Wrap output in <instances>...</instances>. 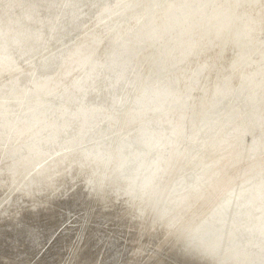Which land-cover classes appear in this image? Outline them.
<instances>
[{"label":"rangeland","instance_id":"rangeland-1","mask_svg":"<svg viewBox=\"0 0 264 264\" xmlns=\"http://www.w3.org/2000/svg\"><path fill=\"white\" fill-rule=\"evenodd\" d=\"M179 1L180 0H172V1L171 0H167V1L166 0H151V1L150 0H0V57L8 59L14 68L13 74H9L10 70H5V69H3L5 71L2 74L0 73L1 74L0 92L3 91L4 88H7V84H10L8 89L12 87L11 91L12 93H15L6 98H0V103L2 104L1 107H3V113H4L3 115L4 124L9 129H11V125H7L6 122L10 119L12 111L17 110V112L21 113V111H23V109L21 108L23 107L25 100L32 101L33 99L35 101L36 93L30 92L32 88L30 84H27L25 82L26 84L24 83L25 84L24 87L23 88L20 87L22 78L27 77L29 79L30 76L33 75L34 77L42 81L47 80V78L50 77L53 78L54 76H56V78L58 79L61 73L60 72L58 73V68L56 67V65H54V67H50L49 70L43 69L44 66L42 63V59L45 56L51 59L53 57L57 58L60 55L59 60L61 62H65L68 53L74 48V46L81 40L82 37L89 38L93 36V38L83 43V47L87 49L94 48V44L97 38L101 40V42H98V46L96 47V49H100V51H97L98 54L96 53L95 59H93L90 63H88L86 67L82 69L83 71L75 70L67 78H63L61 86L57 89L62 92L66 88H68L71 83L73 87H76V88L69 87L71 98L70 96H68L70 99L68 98V100L66 101V106L61 108L60 111L58 110L56 112H53L50 116L44 119L45 121L43 126L42 124L37 125L36 127L30 130H28L29 128H27L26 134L20 133L26 131V130H20L22 128V125L15 126L16 130L9 131L7 137H9L12 133V138H15V140L9 142V144L5 148V151L7 149L13 150L12 152L14 153L15 156L21 155V153L24 151L27 152L28 154H30L31 152L35 153L34 151L35 144L31 142H27L26 139L30 138L32 134H36L41 126L43 127V130L40 131V135L46 129L50 133L46 135L42 134L43 135L42 138H39V140L36 142L37 150L43 153L42 156H40V159L37 156L38 160H34V162L31 160L27 161L29 163L30 161L33 162L34 173L32 172L30 174L29 172H25L22 175L20 174L15 178H11L12 180L8 176H4V178L7 179L5 180L3 178V173H4L3 166L0 165V229L1 227L3 228L4 226L3 224H7L9 222L10 223L12 222L11 224L16 229L25 228V225L28 222L25 221L23 216H25V214L27 213V209L26 207H21V206L23 205L24 202H31L30 200L31 197L33 196L32 187L30 184L31 179L33 178L42 179V177H40L42 176V174H37V173H41L47 167L54 168V165L52 164L56 161V159L58 160L59 157L50 154L49 151L53 153L64 154V152L67 149H69V147H67L68 144L62 148H58L59 143L58 145L56 144L59 140L58 135L61 134L62 136H66V135L68 136L70 132L74 134L76 133L75 129L78 126L81 127L82 124L84 127L83 131L80 132L82 129L81 128L79 129L78 127L77 132L80 130L79 132L83 134V137L81 138L82 134L79 133L80 137L78 136V138L76 139L78 140L77 143H74L73 139H71L74 136L73 134L72 135L70 134L69 135L70 138H67V140L65 139L66 141L70 140L68 142L69 144L74 143L72 149L77 152L80 150L94 149L95 146L99 145L101 142L106 144L113 138L120 137L122 134L125 133L130 136L120 139L119 141L113 143L112 146L119 147L118 150L122 149V146L125 147L131 146V148L135 149L136 152L138 153L139 149H142L143 146L142 143L147 142L149 143L148 147L157 146L159 148V151L163 153V150L165 151L166 149L167 150L169 149L168 147L170 146L171 143L170 138L180 143L184 142L180 144L181 147L179 146L178 149L173 150L175 153L177 152L176 150L179 151L177 152L179 157L178 159H176V164L172 167V170L168 173L169 175L164 180L166 181V183L171 184V182L176 179L178 173L180 174V176L184 177L194 172L195 170L194 165L190 161H187V158L184 157L185 152L189 149L186 148L189 145V143L186 144V142L191 143L190 139H192V141L194 139L192 137H188L190 135L195 136V133H197V138L199 139V143L200 141L202 142L201 144L197 142L196 144L198 145L197 149L196 148L189 149V153L192 152L194 149H196L195 151H193V153L189 154V156L193 157V155L196 152H199L198 160L201 161L203 165L214 163L211 171L212 175L207 174L206 176L207 179L205 178L203 182V186L201 188H198L197 190L198 193L196 197L193 200H191L192 197L187 198L184 205L178 210V214L176 217V220H178L177 224L172 226L171 230H168L167 232L161 234L162 236L156 239L155 242H151V240H154L153 233L156 232V230L160 229L159 227L163 225L165 220H163L164 222L161 221V223L163 222L161 224L159 223V221L151 220L152 215H150L148 219L146 215L147 212L139 211L138 217L133 222L132 217L134 215V211L131 209H127V210L123 209L121 215L118 216L117 212L122 211L118 209L125 208V206L117 202L115 206L112 208L114 212L116 211L114 213L116 218L115 217L110 218L106 220L105 223L103 224H99L95 222V220L97 219V217H95V214L89 217L90 220L85 219L82 221L81 216H84L85 218V215L82 214L81 212L80 215L81 214L82 215L80 217L78 215L79 213L72 212L71 215H69V218L65 220V222L62 223V225L58 224L56 219L49 220L46 223H38L36 226L37 228L36 232L39 233L44 230H48L52 232V234L55 236V243L53 246H51L49 242L44 243L43 245H38V251L35 258V262L37 261V258L47 257L51 252H53L56 248L62 245L64 242L65 234L69 232L68 230L72 229V232L75 233V231L77 230L79 232L84 229L85 233L81 231L82 234L79 236L74 235L68 237L69 240H75L76 242L71 241L70 243L66 244L67 246L65 245V249H64L65 251H63L62 249L56 250V252L60 251L62 254V255L60 254L61 255L60 259L57 261L56 264H66V263L74 264L76 261L77 262L75 264H108L109 262L108 260H110V256L112 252L110 245L112 242H114V240L119 236L120 233H123V238H124L123 245L121 246L122 251L126 250L128 253L127 254L128 257H126L121 261L122 264H161L163 262L178 264L179 263L178 261L171 259L170 253L172 252V249H175V247L179 246L181 239L186 234L185 230L182 231L181 229L183 228L182 226L188 227L200 221L202 216H204L203 214L206 212V210L212 208V206H215L216 203L219 202L220 200L219 198H221L225 192H228L229 188L237 184L239 180L243 177L245 178L252 176L253 179L250 182H248V184L244 187V189L241 190L240 201L243 202L245 198L248 196L247 191H249L248 190L249 187L255 186L256 184L261 182L262 183L261 190L263 189L264 174L261 173V171L264 168V147L260 146V149L258 148L252 149L249 156L246 155V151L249 148V144L252 142V140H254V142L257 144L260 142V139H262L261 137H263L264 107L260 110V112L258 109H253V110L251 109V112L244 111L242 113L239 121L242 122L244 127L243 126L241 127L240 125V127L243 128V129L240 128V130H242L243 132L246 130L245 134L242 137L237 136L232 142L228 141L227 142L228 150L225 149L222 152L219 151L218 152L219 154H217V152L216 153L211 152L210 147L209 146L206 147V145H210V146L213 145L214 142L213 138L219 133V130L222 128L221 121L219 122V119L221 117L220 116L221 112L226 113V110L228 108H230L231 111H235L243 103L251 102L250 100H252L251 99L252 97L255 100L256 96H254V94L258 89H261L262 92L260 91L256 95L259 96L261 95L264 97V72L260 71V69L258 70V67H255L257 65H261V67L264 69V64H260L261 61L264 62V42H262L264 41V12H262L263 15H261V12L259 11L258 7L255 5L254 6L256 7V9H258V10L255 9L257 13L252 9H249L251 5L249 0H232L235 3L234 7L237 12H240L242 7H246L248 9L242 14L241 18L239 19L236 18L233 20V25H235V21L238 22V25H236V27H238L239 29L238 31L233 33H235L236 35L237 34L240 35L237 36H235V34L232 35L233 34V33L231 34L232 31L230 32V34L229 32L227 33V30L231 29L229 27L228 29L224 30L223 36H220L218 33L214 34V41H219L223 38V42L219 46H214L212 48L209 47L210 45H208L206 47L208 51H198L195 53H190L188 55L187 60L183 61L182 64L177 69L181 77L180 81H176V83L179 85L178 87L172 88V91L178 93L177 95H179V98H177V100L167 99L164 101V97H163L160 100H156L148 104L146 103L148 100H151L155 97V96H151L150 95L151 93L155 94L161 91L162 88L167 87L168 84L166 83L168 81L169 76H173L176 70L169 71L167 74L160 73V71L156 72L154 67L155 64L158 63L157 57L155 59L156 61L155 60L148 61L147 58L144 59V57L146 56V52L143 53L141 52L138 58L139 63L141 64L132 65V67H130V69L127 72V69L124 67L123 69L120 68L117 69L116 67L119 66V64L116 63L117 57L119 55L124 56V54L122 53V49L124 45L119 44L120 47L113 55L110 51H108L109 49H112L116 46L115 44L114 46L111 45V41L112 39L116 38V34L120 36V43H124L125 45H128L129 49L131 51L133 49L135 54L139 53L142 49L145 48L146 45L144 44L147 43L148 40L155 42V44L151 46L152 50H156V49L160 50L161 47L156 48L157 42L161 43L162 41L165 42L166 40L168 41H166L165 43L171 44L173 46H178L179 40H177V37L179 38V34L185 29H190L192 26L189 28H185L187 26H184L181 28L180 32L177 33V30L171 27H167L168 21L163 22L161 17L162 14H168L170 17H177L179 15H182L183 13L180 14L177 9L175 8L171 9L172 3L176 4ZM242 1L245 2V5L241 4ZM140 3L142 6L139 11H137L136 8H135L136 10L132 9V7L134 6L137 7V5ZM261 4L264 6V0H261ZM124 7H126V10H123ZM216 8L217 7L215 4L206 5L202 13L196 18V22L194 21L189 22L188 26L199 22L201 31L203 32L204 27L202 25V22L204 20L209 19L211 17V14L215 12ZM31 10L38 12L37 18L40 20V25L31 23L30 20L28 19V15L31 12ZM159 14L161 17L158 16ZM256 15L258 17L260 15L261 18L260 20H263V23L259 21L258 22L256 21L257 23H254L253 21L250 20V17L252 16L256 17ZM160 19L161 22L159 21ZM124 20H127V22L123 23ZM172 20L169 21L171 22ZM77 21L79 22L78 24H76ZM130 23H132V25H135L137 23L139 24L134 27L132 35L129 36V32H128V37L125 40L118 32V29L120 25H122V31H125L126 26ZM155 23L157 24L155 25ZM252 24L253 26L256 25V29L250 31L247 27L248 26L250 27V25ZM151 27L154 28L152 29ZM143 28H145L146 30ZM168 28H169V32H168ZM142 30H144V32ZM157 32L159 33L160 38L156 40H150L149 39L150 36ZM38 33H41L42 35L37 37ZM199 33L200 30L196 28L197 38ZM131 39L133 40V44H131L132 43ZM134 39L142 41L143 44H140L139 46L138 45L135 46ZM235 39L237 42L241 41V43L238 44L235 41ZM257 41H260L259 43L261 44L263 43L262 44L263 47ZM39 42H41V44H43L44 46V50L41 53L36 54L34 56H31L30 54L26 58L20 57L28 53V51L34 50ZM232 44L238 45V47H236V49L234 50L231 47ZM257 44H259L261 48L259 45L257 47ZM164 46L165 44L162 46V48H164ZM63 47L65 48L64 52H62ZM256 47L257 49H255ZM152 50H150V52ZM171 51L162 54L163 57L161 58L162 60H164L165 64H167V60L164 57V55L170 53ZM107 52L108 55L111 57V60L113 59L114 56V60L111 61L109 64H107L106 62L104 63V60L102 62H99L98 59L99 58L102 59L103 58L102 56L106 55ZM252 52L255 53L253 54ZM215 54L216 57H212ZM98 55H100L101 57ZM131 56H133L132 52L129 57ZM256 57H258L257 59L258 61H255ZM190 58L192 60H189ZM232 58L234 59L231 61ZM244 59H246L247 62L248 60L249 62L252 61V63L256 62V65L255 64L253 65L251 63L249 67H246V70L247 68H249L248 70L250 73L251 70L255 68L252 71L251 75L255 74L256 77L257 75L258 76L260 75L259 78H256V82H254V79L251 78V75H249L250 77L249 76L245 77L246 75L245 72L242 73L243 70L240 71L245 61ZM75 62L76 61L73 60V58H70L67 62L66 70L70 69L69 67L71 66V64H75ZM133 62L135 63V61ZM122 63H123V59H122ZM90 65L91 67L93 66L99 67L95 75L89 74L88 68H90ZM230 69L239 70V71L237 72V74L231 77L233 80L231 79L223 80L229 77L227 73L229 72ZM259 71L262 72V74ZM106 72L109 73L106 75L104 79H102L101 82L98 83L99 84V86H97V88L99 87L98 91L95 90L99 96V98L96 99L97 97L96 92L91 94L93 92V88H92L93 81L94 79L102 76ZM176 75L177 74H175L174 76ZM239 79H243L240 85L244 92L241 91L239 85ZM127 80L128 83H126ZM108 82H111L110 85L106 84ZM83 83H85V86L88 85V88H86V91L82 93L79 88V85H82ZM122 83L125 85H123ZM115 85H117V87ZM213 85L215 86L216 91L218 87H221L222 91L218 92L213 102L208 104L209 107L205 109V113L207 112V117L211 113L209 115L210 118L206 119L205 116H203L202 114L201 116L202 118H204L205 122L201 120L195 121L197 118L194 115L199 112L198 109L201 110L200 106L202 107L206 106L204 104L200 105L201 104L200 97L202 98V100H205L203 97L207 95L208 96L211 95L214 89ZM231 87L233 88V92H234L233 94L232 92L227 93V91L226 92L224 91V88L231 89ZM209 88L210 91L212 90V92L208 90ZM202 89H206L207 92L208 91L209 92L205 93L206 91ZM46 91L42 92L39 95V97L38 96L36 97L38 100L36 99L35 103L38 104L39 107L49 106L52 105L53 103L52 102V99H54L53 96H56L57 92L52 94ZM100 91H102V93H100ZM115 91H117L116 94ZM194 91H196L195 94ZM247 91L250 92L251 97L250 96L247 97V93H246ZM148 92H150V94ZM170 92H171V85L168 91L166 92V94ZM203 92L206 95H204ZM193 95H195L194 98L195 100L197 99L196 101L194 100V98H192ZM199 95L201 96L199 97ZM29 96L30 97L33 96L34 98H30ZM196 96H198V98ZM0 97L2 96L0 95ZM102 97L106 98V102L103 105H101ZM181 97H183V99H186L188 102L191 99V101L193 102L192 105L194 104V106L198 102H200L199 103L200 106L198 107L197 105V107H195L194 110H192L194 107L193 106L192 109L190 108L193 111V113L192 111L189 110L188 113L184 115L186 116L185 118L187 120L188 118H192L193 121L192 127L191 124L187 125L183 130L184 124L189 123L186 122L187 121L186 119H184V121L182 122L183 123L182 132L178 133L177 127L176 126L171 127L170 125L174 124L176 121L179 122L182 120L178 117L179 114L174 113L176 110L179 111L180 106L182 105L184 106L188 104L187 101L186 103L182 102L184 100H182ZM180 99H181V105L179 104ZM154 102L157 103L153 105ZM116 103L118 105L122 104L123 107H120L119 108L120 110L116 109V105H117ZM95 111L97 112L95 113ZM254 112H256L257 117L260 116V113L262 114V116L260 117V123L252 124L253 122H251L252 121L251 118L253 117ZM136 113H138V115L133 117V115H135ZM188 115L192 117H189ZM37 117L42 118L40 113L38 114ZM35 122H37V120L34 118V123ZM244 123L246 124L244 125ZM31 124H33V122L30 123V125ZM50 124L52 126L48 127ZM154 124H156L158 127H162L164 125L170 126L172 130L168 134L169 138H165L161 132L154 131V127L152 126ZM142 125L147 127L146 130H144V132H136L139 128H141ZM205 126L209 128L208 131L209 136H205V134L199 135L198 134L199 130H203L207 132ZM248 126L251 127L249 128ZM132 130L133 132H130ZM247 131H249L250 134ZM183 134L184 136L185 135L186 136L183 137ZM175 135L177 137H174ZM182 137L186 138L187 141L185 139L182 140ZM43 139H47V141L45 140L42 142ZM54 139H57L55 144L52 143ZM129 139L130 140L133 139L131 140L132 142L129 145H121L122 143H125L126 140L129 141ZM180 140H182V142ZM153 142L154 143L156 142V145ZM46 146L47 147L52 146V148L54 149L52 148L45 149ZM159 146L163 150H161ZM191 146H195V145L192 144ZM256 146L257 145H255V147ZM44 149L46 151H44ZM5 151H3V149L1 150L0 158L3 156L4 154L3 152ZM99 152L100 150L87 152L86 158L88 155L90 157H95ZM221 155L224 156L219 157L218 159V156ZM217 159L218 162L216 163ZM72 160L73 157L69 160V164L68 162L67 164H65L62 161L61 162L62 165H66V166L68 165V166L66 168H64L63 166L62 167L59 166L57 169L55 168L54 170H52V171L57 170V172L54 173L55 175L51 176L50 179H45L48 182L53 181L51 183L52 185L51 189H53L54 186L55 192H57L58 190L62 191L59 192L62 194L61 195L62 199H70L73 196L74 192L78 190L79 187L82 186V184L84 183L85 180L84 177L86 176L87 173L86 167L84 168L83 166H79V164H76L75 162H71ZM32 174H34L35 177H33ZM254 174H258L257 177L260 178V180H254ZM125 179L127 178L124 176L122 180H120L119 182H114V184L112 185L115 184L123 185L124 183H122V181ZM29 180L30 182L28 183ZM42 182L44 183V179H42ZM211 182H213L212 185L206 187ZM36 183L43 185L40 182H36ZM33 199L36 203L31 202L32 205H30V207L33 208V211L38 212L36 210L38 207V203H40V201L43 200H39L36 197ZM21 201L23 202L20 205L21 210L17 211L15 209L16 211L12 214H9L8 216L5 214V211L9 210L14 204ZM43 204H47V202H44ZM111 204H112L111 200H109L108 198H103L101 202L97 205V215H103V213L107 212L108 209L111 207ZM239 204H241V202ZM25 205L26 204L24 203V206ZM92 207H94V204L92 205ZM255 207H256V203L253 204L254 210ZM241 209L242 208H240V210ZM54 211L56 210L53 208L51 212ZM83 211H85V209ZM63 214L64 213H62L61 215L63 216ZM236 222L241 223V221H236ZM84 223L86 226L84 225ZM86 223L90 225V227ZM185 223H188V225ZM179 225H181L180 227L181 230L178 229ZM253 226L255 229L257 225L254 224ZM176 227L178 230H175ZM99 236H102V240L93 248L91 242L96 238H98ZM249 237L251 236H248L247 238ZM234 238L238 239V236H235ZM246 239L242 240L241 243H237V242L234 243L231 246L232 250H238L240 245H241L240 248H243ZM262 242L263 240L258 238V241L255 243L253 247L254 253L257 251L259 244H261ZM125 247L127 249H125ZM254 248L256 249L255 251ZM90 251L93 252L92 255L87 256L86 254H89ZM263 256L264 254L261 256L262 259L259 258V260L261 259L262 261H264ZM5 260L9 262L8 258H6ZM29 260L30 259H28L26 262H23L22 264H27V262L28 264H30L31 262ZM62 260L64 261V263ZM259 260L258 261L256 260V262H259ZM254 263L255 262H253L252 264ZM7 264H12V263L9 262Z\"/></svg>","mask_w":264,"mask_h":264},{"label":"bare ground","instance_id":"bare-ground-1","mask_svg":"<svg viewBox=\"0 0 264 264\" xmlns=\"http://www.w3.org/2000/svg\"><path fill=\"white\" fill-rule=\"evenodd\" d=\"M249 2L251 4L249 9H252L253 11H255V9H256L255 6H257L259 11L261 12V15H263L262 12H264V6L261 4V0H249ZM208 4H215L217 8H216L215 12L211 14V17L209 19L204 20L202 22V25L204 27L203 32L201 31V27H200L199 22H197L196 24L188 26L189 22H193V21L196 22V18L202 13L204 8ZM241 4L245 5V2L242 1ZM234 5H235V3L232 0H180L176 4L172 3L171 9H174V8L177 9L180 14L183 13L182 15H179L177 17H170L168 14H162V17L160 16V14L158 15L161 17L163 22L168 21L167 27H171V28L177 30V33H179L181 28L184 26H187L185 28H189L192 26L190 29H185L179 34V38L177 37V40H179L178 46H173L171 44L165 43L166 41H168V40H166L165 42L162 41L161 43L157 42L156 48L161 47L160 50H158V49L152 50L151 46L154 45L155 42L148 40V42L144 44V45H146L145 48L142 49L139 53L135 54L133 49H132V51L129 49L128 45H125L124 43H120V36L118 34H116V38L112 39V41H111V45L114 46V44H115L116 46L112 49H109L108 51H110L113 55L117 51V49L120 47L121 44L124 45V47L122 49V53L124 54V56L119 55L117 57L116 63H118L119 66H116V67H117V69L118 68L123 69V67H124L127 69V72L130 69V67H132V65L141 64V63H139V60H138L141 52L142 53L146 52V56L144 57V59L147 58L148 61H153L157 57L158 63H156L155 67H154L156 72L160 71V73H164V74L166 73L167 74L169 71L176 70L175 74H177V75L174 76L175 75L174 74L173 76H169V78H168V81L166 84H168L169 86L167 85V87L162 88L161 91H159L155 94L154 93L150 94V92H148L151 96H155V97L151 100H148L146 103L148 104V103H151L153 101L160 100L163 97H164V101L167 99L177 100V98H179V95H177L178 93L173 92L172 88L178 87V85H179L176 83V81H180L181 77H180L177 69L182 64L183 61L187 60L188 55L190 53H195L198 51H208L206 49V47L208 45H210L209 47H212V48L214 46H219L223 42V38L219 41H214V34L215 33H218L220 36H223L224 30L228 29L229 27L231 28V29L227 30V33L229 32V34L231 31H232L231 32V34H232L233 32H236L239 30L238 27H236V25H238V22L235 21V25H233V20L236 18H238V19L241 18L242 14L245 11H247L248 9L246 7H242L241 11L237 12ZM141 6L142 5L140 3L137 5V7L136 6L132 7V9L136 8L137 11H139L141 9ZM252 6H253V8H252ZM127 8H129V7H127ZM166 9H168V8H166ZM166 9H164V10H166ZM258 9H256V10H258ZM123 10H126V7H124ZM167 11H169V10H167ZM259 11H258V14H259ZM255 12L257 13V11H255ZM37 15H38V12L31 10V12L28 15V19L30 20L31 23L40 25V20L37 18ZM108 16H110V15H108ZM161 19L159 20L160 22H161ZM260 19H261L260 15H259V17L257 15H256V17H254V16L250 17V20L253 21L254 23H257L258 21L263 23V20H260ZM169 20H172V21L170 22ZM125 22H127V20L123 21V23H125ZM173 22H174V24H173ZM78 23L79 22L77 21L76 24H78ZM138 24L139 23H137L135 25H132V23L128 24L126 26L125 31H122V25H120L118 32L126 40V38L128 37V32H129V36L132 35L134 27ZM156 24L157 23H155V25ZM253 24L250 25V27L249 26L247 27L250 31L256 29V25L253 26ZM147 25H148V23H147ZM232 26H234V27H232ZM73 27H74V25H73ZM196 28H198L200 30L198 38H197V34H196ZM143 29H145V28H143ZM142 31L144 32V30H142ZM168 32H169V28H168ZM234 34L235 33H233L232 35H234ZM41 35H42L41 33H38L37 37H39ZM237 35H240V34H237ZM237 35L235 34V36H237ZM91 38H93V36L89 37V38L82 37L81 40L68 53V56H67L65 62H61L59 60L60 55L57 58L53 57L50 59V58H47V56H45L42 59V63L44 66V68L43 67L42 68L44 70H49L50 67H54V65H56V67L58 68V73L59 72L61 73V75L58 77V79L56 78V76H54L53 78L50 77V78H47V80L42 81V80L34 77L33 75L30 76L29 79L27 77H24L21 79V83H20L21 88H23L26 83L30 84L32 86L30 92L36 93L35 101L37 99L36 97L37 96L39 97V95L42 92H45L46 90H48L46 92H50L52 94L57 92L56 96H53L54 99H52V102H53L52 105L39 107V105L36 104L33 99H32V101L31 100L30 101L25 100L24 105L21 108V109H23V111H21V113L17 112V110L12 111L10 119L6 122L7 125H11V129H9L4 124L3 107H1L2 104L0 103V127H1L0 128V152L2 149H3V151H5V148L9 144V142L15 140V138H12V133L9 137H7L10 130H16L15 126H21L22 125V128L20 130H26V131L20 132V133L26 134L27 128H29L28 130H30V129L36 127L37 125L42 124V126H43L44 121H45L44 119H46L48 116H50L53 112H56L58 110L60 111L61 108L66 106V101L69 98L68 96H70L69 87H73L71 85L72 83L69 85L68 88H66L62 92L57 90V89L61 86L63 78H67L75 70L79 71V70L84 69L88 63H90L93 59H95L97 51H100V49H96V47L98 46V42H101V40H99V38H97V40L94 44V48H92V49H87V48L83 47V43L90 40ZM158 38H160V35L157 32V33L152 34L149 39L150 40H156ZM254 38H256V37H254ZM136 39H134V45L135 46H137V45L139 46L140 44H143L142 41L136 40ZM235 41H236V39H235ZM131 42H132L131 44H133L132 39H131ZM149 42H152V43H149ZM257 42L259 43L260 41H257ZM262 42H264V41H262ZM237 43L239 44V43H241V41L240 42L238 41ZM164 44H165V46H164V48H162V46ZM259 44H261V43H259ZM259 44H257V47ZM262 44H261V46H262ZM261 46H260V48H261ZM231 47L235 50L236 47H238V45L232 44ZM257 47L255 49H257ZM64 49L65 48L63 47L62 52H64ZM43 50H44V46H43V44H41V42H39L36 45L34 50H30V51H28V53H26L25 55L20 56V57L26 58L30 54H31V56H34L36 54L41 53ZM150 50H152L151 51L152 53L150 52ZM168 51H171V52L164 55V57L167 60V64H165L164 60H162L161 57H163V55H162L163 53L168 52ZM131 52H132L133 56L129 57L131 55ZM153 52H154V54H153ZM239 53H240V50H239ZM61 54H63V53H61ZM117 54H120V53H117ZM98 56H100V55H98ZM102 57H103L102 59H100V58L98 59L97 57L96 58L98 59L99 62H102L104 60V63L106 62L107 64H109L111 61L114 60V56H113V59L111 60V57L108 55V52L106 53V55H103ZM212 57H216V54ZM70 58H73V60H75L76 62H75V64H71V66L69 67L70 69L66 70L67 62ZM165 58H163V59H165ZM191 58H192V56H191ZM191 58L189 60H192ZM122 59H123V63H122ZM207 59H208V57H207ZM207 59H206V61H207ZM233 59L234 58H232L231 61ZM257 59H258V57H256L255 61H258ZM244 60L245 61L242 65L240 71L243 70L242 73L245 72V74H246L245 77H247V76L252 74V71L255 68L250 67V68H253V70H251V73H250L248 70L249 68H247V70H246V67H249L250 64L252 63V61L249 62V60H248V62H249L248 63L246 59H244ZM133 61H135V63ZM201 61H203V60H201ZM201 61H199V62H201ZM98 64H100V63H98ZM252 64L256 65V62L255 63L253 62ZM260 64H264V62L261 61ZM255 67H258V70L260 69V71L264 72V69L261 67V65H257ZM3 69L10 70L9 74L14 73V71H13L14 68H13L12 64L10 63V61L6 58L0 57V73L1 74L5 71ZM88 69H89V74L95 75L97 73V69H99V67L98 66L91 67V65H90V68H88ZM238 71L239 70L230 69L229 72L227 73L229 75V77L226 79H223V80H229V79L233 80L231 77L234 76L235 74H237ZM256 71H257V69H256ZM109 72H111V71H109ZM109 72H106L102 76L94 79L93 84H92L93 85V87H92L93 92L91 94L98 91V88H99V87L97 88V86H99L98 83L101 82L102 79H104ZM260 73L262 74V72H260ZM260 73H258V74H260ZM1 74H0V76H1ZM256 74H257V72H256ZM259 76L257 75V77H256L254 74V75H251V78H253L254 82H256V78H259ZM245 77H243V78H245ZM242 80L243 79H239V85L241 84ZM200 81H202V80H200ZM121 82H122V79H121ZM110 83L111 82H108L106 84L110 85ZM126 83H128V80ZM117 85H115V86L117 87ZM123 85H125V84H123ZM170 85H171V92L166 94ZM9 86H10V84H7V88H4L3 91L0 92V95L2 96L0 98H6L12 94H15V93H12V91H11L12 87L8 89ZM213 87H214L213 92H212V90L210 91V88L208 89L210 92H212L211 95H209V96L207 95L205 97H203V96L206 95L205 93H208L209 91L207 92V90H206L207 88L202 89V90L206 91L205 93L203 92L204 95L202 94L203 95L202 97L205 100H202V98L200 97L201 95H199V97L201 99L200 105H202V104L206 105V106H203L204 108L199 105L200 102H198L197 104L195 103L196 105L194 106V104L192 105L193 102L191 101V99L188 102L186 99H183L184 96L181 97L182 100H184L182 102L186 103V101H187L188 104H186L184 106L182 105L183 107L180 106L181 105V99H180V103H179L180 109H179V111L176 110L174 113L179 114L178 117L182 120L179 122L176 121L177 123L175 122L174 124H171L170 126L171 127L176 126L178 129L177 130L178 133L182 132V126H183L182 122L184 121V119H186L185 118L186 116H184V115H186L189 110L190 111L194 110V108L197 107V105H198V107L199 106L201 107V110L198 109L199 110V112H198V110L196 108L198 113H196L194 115L197 118L195 121L201 120V121L205 122L204 118H202V116H201L202 114H203V116H205L206 119L210 118L209 115L211 113L207 117V112L205 113V109L207 107H209L208 104L213 102V100L217 96L218 92L222 91L221 87H218L217 91H216V88L214 85H213ZM73 88H76V87H73ZM79 88H80L81 92L83 93L86 91V88H88V85L85 86V83H83L82 85H79ZM89 88H91V87H89ZM240 88H241V91H243L241 85H240ZM247 89H248V87H247ZM224 91L225 92L227 91V93H230V92H232V94L234 93L232 87H231V89L230 88H224ZM260 91H261V89L256 90V93L254 94V96H256L255 100L252 97L251 98L252 100H250L251 102L243 103L235 111H231V109L228 108L226 110V113L225 112L220 113L221 117L219 119V122L221 121L222 128L219 130V133L213 138L214 139L213 145H211V146L206 145V147L207 146L210 147L211 152H215V153L217 152V154H219L218 153L219 151L222 152L223 150L227 149V147H228L227 142L228 141L232 142L237 136L242 137L245 134V131H246L245 129H244L245 130L244 132L242 130H240V128L243 126V124H242V122L239 121V119L241 118V115L244 111L245 112L246 111L251 112V109L252 110L258 109L260 112V110L264 107V97L261 95L260 96L256 95ZM195 92L196 91H194V94H195ZM20 93H21V90H20ZM100 93H102V91H100ZM116 93H117V91H115V94ZM246 93H247V97L250 96L249 91H247ZM96 94H97L96 99H98L99 98L98 93L96 92ZM194 96L195 95H193L192 98H194ZM196 97L198 98V96H196ZM30 98H34V97L31 96ZM70 98H71V96H70ZM194 100H195V98H194ZM109 101H108V103H109ZM105 102H106V98L102 97L101 105H103ZM156 103L157 102H154L153 105H155ZM120 107H123V105L122 104L116 105V109H119ZM192 107H193V109H192ZM96 112L97 111H95V113ZM39 113L42 116V118L37 117ZM192 113H193V111H192ZM132 114H134V113H132ZM137 115H138V113L133 115V117H135ZM248 115H250V114H248ZM261 116H262V114L260 113V116L257 117L256 112H254V115L251 118L252 121L251 120L250 121L253 122L252 124L260 123V117ZM118 117H120V116H118ZM189 117H192V116H189ZM195 117H193V118H195ZM34 118L37 120V122H35V123H34ZM17 119H19V120H17ZM32 122H33V124L30 125V123H32ZM186 122H189V123L184 124L183 130L185 129V126L191 124V127H192V125H193L192 118H188V120ZM261 122H262V119H261ZM119 123H121V122H119ZM245 124L246 123H244V125ZM78 125H76V126H78ZM240 125H241V127H240ZM42 126L39 128V131L36 134H32L30 138L26 139L27 142H31V143L35 144V148H34L35 153L31 152L30 154H28L27 152L24 151L21 153V155L15 156L14 153L12 152L13 150L7 149L5 152H3L4 154L0 158V165L3 166V172H4L3 178H4V176H8L11 179V178H15V177L19 176L20 174L22 175L25 172H29L31 174L34 171V167H33L34 160H38L37 156L40 159V156H42V154H43L42 152L37 150V143L36 142L39 140V138H42L43 135L50 133L46 129L42 132L43 135L42 134L40 135V131L43 130ZM51 126L52 125L50 124L48 127H51ZM149 126H151V125H149ZM152 126L154 127V131L161 132L165 138H169L168 134L172 130L170 126L164 125L162 127H158L156 124H154ZM78 127H79V129L80 128L82 129L81 131L78 129L80 132H82L84 129L83 124L81 127L80 126H78ZM77 128L75 129L76 133H74V134L71 132L68 134V136L67 135L62 136L61 134H59L58 135L59 140L57 143H56L57 139L53 140V142H52L53 144L56 143L58 145V143H59L58 148H62L68 144L67 147H69V149H67L64 152V154L53 153V152L49 151L50 154L58 156L59 159L58 160L56 159V161L52 164V165H54V168L47 167L41 173H37V174H42V176H40V177H42V179H44V183L42 182V179H40V178L31 179L30 184L32 187L33 196L31 197L30 201L32 203H36L33 199L35 197L39 200H43V201H40V203H38V207L36 209L38 212L33 211V208L30 207V205H32L31 202H24L26 204L24 206V203L22 201L17 202L9 210L5 211V214L8 216L9 214L14 213L16 210L17 211L21 210V207H26L27 213L23 217H24L25 221H27L28 223L25 225L24 229L23 228L16 229L11 224L12 222L11 223L9 222L7 224H3L4 226L2 225L3 228L1 227V229H0V264H7L9 262H11L12 264H22L23 262H26L28 259H30L29 260L31 262L30 264H35V263L36 264H56L57 261L60 259V256L62 255L60 251L56 252V250L62 249L63 251H65L64 249H65L66 244L70 243L71 241L76 242L75 240H69L68 237L74 236V235L79 236L82 234L81 231L84 233H85V231H84V229L79 231V232L77 230L74 233V232H72V229L68 230L69 232H67L65 234L64 242L62 245H60L58 248H56L47 257L37 258V261L35 262V258H36L37 251H38V245H43L44 243L49 242L50 245L53 246L55 243V236L52 234V232H50L48 230H44V231L39 232V233L36 232L37 224L38 223H46L49 220L56 219L57 223L62 225V223L65 222V220H67L69 218V215H71L72 212L79 213L78 214L79 217L82 214H84L85 218H84V216H81L82 221L85 219L90 220L89 217H91V215L95 214V217H97L95 222H97L99 224H103V223H105L106 220L115 217L114 213L116 211L114 212L112 208L115 206V204L117 202L121 203L123 206H125V208L118 209V210H122V211L117 210L118 216L121 215V212H123V209L124 210L125 209L126 210L131 209L134 211V215L132 214L133 215V217H132L133 222L138 217L139 211L147 212L146 215H147L148 219H149L150 215H152L151 220L159 221V223H161V221L165 220L166 223L163 221L164 223L162 222L163 225H161L159 227L160 229L156 230V232L153 233L154 240H151V242H155L156 239H158L162 236L161 234L167 232L168 230H171V227L177 224L178 220H176V217L178 214V210L184 205L187 198L192 197L191 200H193L196 197V195L198 193L197 192L198 188H201L203 186L204 179L205 178L207 179V177H206L207 174H211L212 166L214 165V163L203 165L202 162L198 160L199 152H196L193 155V157L189 156V154L193 153V151H195L198 148V145H196V144H197V142L199 143V139L197 138V133H195V136H193V135L188 136V137H192L194 139H193V141H192V139H190L191 143L186 142V144L189 143V145L186 148H189V149L190 148H196V149H194L190 153H189V149H188L184 154V157L187 158V161H190L194 165V167H195L194 172L192 174L190 173L188 176H184V177L180 176V174L178 173L176 176V179L173 180L171 182V184L166 183V181H164V180L169 175L168 173L172 170V167L176 164V159H178V157H179L178 153H177L179 151L176 150L177 152L175 153L173 150L178 149L179 146L181 147L180 144L184 143V142H182V140H184V139L186 140V138H183L186 135L184 136V134H183L182 140H180L182 143L175 141V140H172V138H170L171 143H170V146L168 147L170 149V151H169V149L168 150L166 149L164 151L159 146L160 149L163 150V153H161L159 151V148L157 146H149L148 147L149 143H147V142L142 143L143 144L142 149H139L138 153L136 152L135 149L131 148V146L130 147L122 146V149H120V150H118L119 147L112 146L113 143L119 141L120 139H123L125 137L130 136L126 133L122 134L120 137L113 138L112 140H110L106 144L101 142L99 145L95 146L94 149L80 150L77 152V151L72 149L73 144L77 143L78 140H76V139L78 138L79 133H80L79 131L77 132ZM146 128H147L146 126L142 125L141 128H139L136 132H144V130H146ZM205 128L207 129V132H205L203 130H199L198 134L199 135L205 134V136H209V133H208L209 128L206 126H205ZM241 129H243V128H241ZM247 130H248V128H247ZM130 132H133V130ZM247 132H249V131H247ZM206 133H207V135H206ZM70 134L74 135L73 138H71V139H73L74 143L69 144L68 142L70 140L69 141H66V140H67V138H70V136H69ZM80 134H82V133H80ZM249 134H250V132H249ZM38 135H40V136H38ZM181 135H182V133H181ZM246 135H247V133H246ZM82 137H83V134L81 135V138ZM174 137H177V136L175 135ZM261 138L262 139L259 138L260 142L258 139L259 143H257V144L254 142V140H252V142L249 144V148L246 151L247 156L250 155L252 149H255V148L260 149V146L264 147V134H263V137H261ZM45 140L47 141V139H43L42 142ZM131 140H133V139H131ZM131 140L129 139L130 142L128 140H126V142L122 143L121 145H129L132 142ZM153 140H155V139H153ZM201 142L202 141H200L199 144H201ZM260 143H261V145H260ZM151 144H152V142H151ZM154 144L156 145V142ZM190 144L191 145L194 144L195 146H191ZM255 145H257V146L255 147ZM47 148L51 149L52 146L51 147L46 146L45 149H47ZM45 149H44V151H46ZM52 149H54V148H52ZM97 150H100V152L95 157H90L88 155L86 158L87 152H92V151H97ZM171 151H173L174 153ZM222 156H224V155L218 156V159H219V157H222ZM72 157H73V160L71 162H75L76 164H79V166H83L84 168L86 167L87 173H86V176L84 177V179H85L84 183L82 184V186L79 187L78 190H76L74 192L73 196L70 199H62V197H61L62 194L59 193L61 190H58L57 192H55L54 186H53V189H51V186H52L51 183L53 181L48 182L45 179H50L51 176L55 175L54 173H56L57 170L52 171L55 168L57 169L59 166H61V167L63 166L64 168H66L68 165L67 166L62 165L61 162L63 161L65 164H67V162H68V164H69V160ZM218 159H217L216 163L218 162ZM29 160H31L33 162H31V161H30V163L27 162ZM32 167H33V169H32ZM261 173L264 174V168L261 171ZM261 173H259V174H261ZM257 175L258 174H254V180H260V178H258ZM32 176L35 177L34 174H32ZM124 176L127 179L122 181V183H124L123 185H118V184L112 185V184H114V182H119L120 180H122L124 178ZM4 179L7 180L6 178H4ZM252 179H253L252 176L251 177H245V178L243 177L234 186H231V187L229 186L230 188H229L228 192H225L223 194V196L221 198H219L220 200L217 198L219 200V202L216 203L215 206H212V208H209L208 210H206V212L203 214L204 216H202L200 221H198V222H196V223H194L188 227L182 226L183 228H181V229H182V231L185 230L186 234L181 239L179 246L175 247V249H172V252L170 253L171 259L178 261L180 264H252L253 262H255L254 264H264V261L261 260L262 259L261 256L264 254V184H263L262 190H261V185H262L261 182H259L255 186L249 187L248 188L249 191H247L248 196L245 198V200L243 202L240 201L241 190L244 189V187ZM29 182H30V180L28 181V183ZM36 182H40L43 185H40L39 183H36ZM109 183H110V185H109ZM212 183L213 182L208 184L206 187H208L209 185L211 186ZM68 184H70V183H68ZM212 194H214V193H212ZM127 196H128V198H127ZM103 198H108L109 200H111V202H112L111 207L108 209L107 212L103 213V215H97V205L101 202V200ZM44 202H47V204H43ZM240 202H241V204H239ZM22 203H23V205L20 207V205ZM254 203H256L255 210L253 209ZM93 204H94V207H92ZM18 207H20V208H18ZM53 208L56 211L51 212L53 210ZM240 208H242V209L240 210ZM259 208H260V211H259ZM84 209H85V211H83ZM61 212L64 213L63 216L61 215L62 214ZM80 212L82 213L81 215H80ZM76 217H78V216H76ZM236 221H241V223H238ZM92 223H93V221H92ZM188 223H185V224L188 225ZM22 224H24V223H22ZM254 224L257 225L256 226L257 228L255 227V229L253 226ZM84 225H85V223H84ZM88 226L90 227V225H88ZM180 227H181V225L178 226L179 230H181ZM178 229H177V227L175 228V230H178ZM235 236H238V239L234 238ZM248 236H251V237L247 238ZM115 237H114V239H115ZM258 238L263 240V242L261 244H259L257 251L254 253L253 247H254L255 243L258 241ZM82 239H83V237H82ZM244 239H246V240L244 242L243 248H240L241 247V245H240L238 250H232L231 246L234 243H236V242L241 243L242 240H244ZM101 240H102V236H99L98 238L93 240L91 242L92 247L94 248ZM111 241H112V239H111ZM123 241H124L123 233H120L119 236L114 240V242L111 243L110 248H111L112 252H111L110 260H108L109 261L108 264H122L121 261L123 259H125L126 257H128L127 251L126 250L122 251L121 246L123 245ZM84 247H83V250H84ZM125 249H127V248L125 247ZM255 250L256 249L254 248V251ZM92 253L93 252L90 251V253L86 254V255L89 256V255H92ZM74 255H75V253H74ZM4 258L5 259L8 258L9 262H7ZM231 258H232V260H231ZM259 258H261V259L259 260ZM256 260L257 261L259 260V262H256ZM63 263H64V261H63ZM27 264H28V262H27ZM161 264H172V263L163 262Z\"/></svg>","mask_w":264,"mask_h":264}]
</instances>
